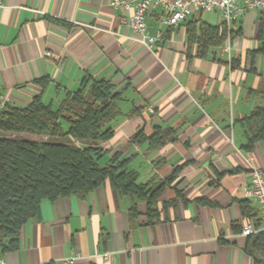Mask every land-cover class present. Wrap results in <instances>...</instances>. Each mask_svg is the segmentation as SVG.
<instances>
[{"label":"crops","instance_id":"obj_1","mask_svg":"<svg viewBox=\"0 0 264 264\" xmlns=\"http://www.w3.org/2000/svg\"><path fill=\"white\" fill-rule=\"evenodd\" d=\"M135 1L0 0L5 103L23 107L42 94L57 107L85 74L109 77L123 114L107 154L130 156L140 183L168 180L151 213L146 199L119 194L108 181L84 197L44 199L23 225L19 248L0 255V264H63L74 255L71 264H260L246 251L255 234H242L248 223L259 225L243 189L252 166L264 172V143L245 150L238 119L264 103V53L256 38L264 19L257 10L231 23L215 11L190 16L227 27L225 41L201 57L185 22H161L159 7L146 16L157 38L144 44L127 24ZM37 79L46 80L44 87ZM156 126L171 131L162 148L129 142L139 129L149 135Z\"/></svg>","mask_w":264,"mask_h":264},{"label":"trees","instance_id":"obj_2","mask_svg":"<svg viewBox=\"0 0 264 264\" xmlns=\"http://www.w3.org/2000/svg\"><path fill=\"white\" fill-rule=\"evenodd\" d=\"M187 20L188 43L196 44L198 56H205L209 48L220 46L227 38L225 23L212 26L198 19ZM256 38L258 51L264 53V20ZM35 82L44 87L46 80ZM120 100L121 93L111 78L85 74L78 88L67 91L57 107L37 94L26 106L6 104L0 109V255L19 248L22 227L37 215L42 200L84 197L106 181L119 194L146 199L152 212L154 200L168 180L155 186L140 183L137 172L129 168L130 156L123 157L120 150L107 154L105 149L113 137L114 123L123 114ZM238 120L245 150L264 143V103ZM170 132L156 126L145 135L139 129L129 142L145 141L149 148L159 149ZM246 251L264 264V231L251 236Z\"/></svg>","mask_w":264,"mask_h":264},{"label":"built area","instance_id":"obj_3","mask_svg":"<svg viewBox=\"0 0 264 264\" xmlns=\"http://www.w3.org/2000/svg\"><path fill=\"white\" fill-rule=\"evenodd\" d=\"M112 4L114 6H128L127 2L114 1ZM153 7L160 8L161 22L173 27L202 11L218 12L227 23L236 21L247 10H257L264 19V0H136L127 24L131 31L137 34L140 40L148 46H151L157 38L148 33L146 22V16ZM222 51L231 57L229 45H225ZM46 54L49 55L50 53ZM5 100V97L0 94L1 110L5 108ZM252 159V157L249 158V160ZM243 194L257 209L259 225L253 227L252 224L248 223L243 227L242 234L249 236L264 231V172L261 168L251 167L249 184L244 187ZM101 257L108 259L109 254L103 253ZM76 258L77 255L70 256L63 261V264H71Z\"/></svg>","mask_w":264,"mask_h":264},{"label":"rangeland","instance_id":"obj_4","mask_svg":"<svg viewBox=\"0 0 264 264\" xmlns=\"http://www.w3.org/2000/svg\"><path fill=\"white\" fill-rule=\"evenodd\" d=\"M63 126L66 127V124L64 123Z\"/></svg>","mask_w":264,"mask_h":264}]
</instances>
